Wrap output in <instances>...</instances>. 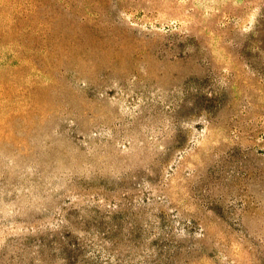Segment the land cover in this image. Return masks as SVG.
I'll return each instance as SVG.
<instances>
[{
	"label": "rangeland",
	"instance_id": "obj_1",
	"mask_svg": "<svg viewBox=\"0 0 264 264\" xmlns=\"http://www.w3.org/2000/svg\"><path fill=\"white\" fill-rule=\"evenodd\" d=\"M0 264H264V0H0Z\"/></svg>",
	"mask_w": 264,
	"mask_h": 264
}]
</instances>
